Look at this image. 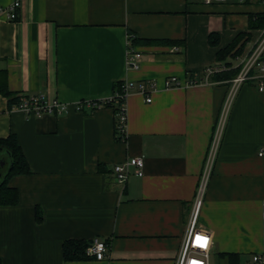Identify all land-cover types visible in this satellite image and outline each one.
I'll list each match as a JSON object with an SVG mask.
<instances>
[{
    "label": "crops",
    "instance_id": "crops-1",
    "mask_svg": "<svg viewBox=\"0 0 264 264\" xmlns=\"http://www.w3.org/2000/svg\"><path fill=\"white\" fill-rule=\"evenodd\" d=\"M258 13L264 0H21L16 20L1 12L0 86L16 95L73 106L112 97L119 80L154 82L151 101L137 87L128 95L124 140L111 106L27 116L0 92V137L18 136L32 170L10 178L19 203L0 205L3 264H174L229 87L215 74L213 84L186 81L226 65L217 51L249 31L243 52L228 58L240 64L264 31L250 28ZM129 48L142 54L138 68ZM262 148L264 93L250 80L231 104L199 214L217 252L247 260L264 250ZM134 156L144 174L132 168L120 183L114 165ZM95 237L110 242L104 261L64 258L65 240Z\"/></svg>",
    "mask_w": 264,
    "mask_h": 264
},
{
    "label": "built area",
    "instance_id": "built-area-1",
    "mask_svg": "<svg viewBox=\"0 0 264 264\" xmlns=\"http://www.w3.org/2000/svg\"><path fill=\"white\" fill-rule=\"evenodd\" d=\"M225 0H206L207 3L223 2ZM21 0H14L9 6H0V13L6 11L10 20H16L19 16ZM142 56L140 52L129 48L128 64L130 67L138 68V59ZM239 72L231 78L225 101L221 112L215 124L212 139L205 157L201 178L198 184L194 202L192 204L189 217L186 224V230L181 240L180 247L175 257L174 264H211V254L215 251L214 238L212 233L202 227L199 223V214L206 188L212 176L218 150L221 144L222 136L225 130L228 113L231 104L242 84L253 80L257 88L264 93V31L253 48L244 56L240 63ZM227 66L216 63L208 65L201 76L194 75L186 82L188 84H213L211 77L226 69ZM123 92L121 93L124 101L120 104V109L116 112L117 135L122 136L124 140L127 137V110L126 99L130 92L137 87L147 97V101L152 100L149 87L154 86L153 81H139L134 83L130 80H124ZM171 85H181V80L177 76L169 77ZM99 100H79L71 106L70 103L63 102L58 98H50L44 93L21 94L18 102L12 107L23 111L27 116H41L46 113L57 115L65 114L73 107L77 111L91 112L101 106ZM264 154V148L261 149L260 155ZM145 160L142 156H134L125 162L114 165V172L120 183H126L131 169L134 168L138 175L144 174ZM262 215L264 217V200L262 203ZM110 247L109 240L99 237L93 238L87 252L97 260L104 261L108 256ZM241 264H264V250L252 253L250 259L243 261Z\"/></svg>",
    "mask_w": 264,
    "mask_h": 264
},
{
    "label": "trees",
    "instance_id": "trees-1",
    "mask_svg": "<svg viewBox=\"0 0 264 264\" xmlns=\"http://www.w3.org/2000/svg\"><path fill=\"white\" fill-rule=\"evenodd\" d=\"M264 28V13H258L251 15L250 28ZM250 39V32H240L233 39L231 43L227 46L220 48L217 51V59L226 61L227 68L217 72L215 77L223 80H230L233 78L240 70V64L236 65L233 59H228L229 57L235 58L240 55L248 40ZM138 38H133L130 36V42L136 44ZM150 42H155L159 40L148 39ZM209 41L212 45L217 46L220 43V35L218 33H211L209 36ZM171 43L174 40L170 41ZM175 43V42H174ZM124 80H119L115 82V92L112 97L99 100L101 106H111L114 108L115 112L120 109V104L124 101L121 93L123 92ZM0 92L9 98V106L12 107L16 102H18L20 95L14 94L8 85H1ZM117 126V121H116ZM117 128V127H116ZM117 132V131H116ZM118 140H123L122 136L117 135ZM4 161V165L0 164V205H15L20 201V193L17 187L10 185V178L18 174H28L31 173V167L27 160V157L23 151V148L19 142L18 136L14 133L9 134L6 137H0V162ZM7 167L4 172L3 168ZM37 219H42V213L40 209H37ZM92 240L86 239H67L63 243V256L66 260H81L88 259L91 255H88L87 248L91 244ZM221 258L227 260L228 264H241L242 255L238 252H228L222 251L218 252ZM0 264L3 261L0 257Z\"/></svg>",
    "mask_w": 264,
    "mask_h": 264
},
{
    "label": "rangeland",
    "instance_id": "rangeland-1",
    "mask_svg": "<svg viewBox=\"0 0 264 264\" xmlns=\"http://www.w3.org/2000/svg\"><path fill=\"white\" fill-rule=\"evenodd\" d=\"M6 170H7V167L5 166L3 168V171L5 172ZM245 260L246 258L242 257V262ZM210 261H211V264H228L227 260L224 258H221L216 250L211 254Z\"/></svg>",
    "mask_w": 264,
    "mask_h": 264
},
{
    "label": "water",
    "instance_id": "water-1",
    "mask_svg": "<svg viewBox=\"0 0 264 264\" xmlns=\"http://www.w3.org/2000/svg\"><path fill=\"white\" fill-rule=\"evenodd\" d=\"M0 164H1V165H4V161H1Z\"/></svg>",
    "mask_w": 264,
    "mask_h": 264
}]
</instances>
